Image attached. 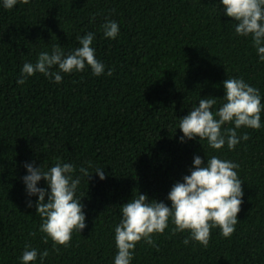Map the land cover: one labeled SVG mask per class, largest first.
I'll list each match as a JSON object with an SVG mask.
<instances>
[{
    "label": "trees",
    "instance_id": "1",
    "mask_svg": "<svg viewBox=\"0 0 264 264\" xmlns=\"http://www.w3.org/2000/svg\"><path fill=\"white\" fill-rule=\"evenodd\" d=\"M108 20L119 25L115 39L104 36ZM234 24L222 0H18L10 10L0 0V264H22L26 246L48 251L43 264H114L121 206L141 193L171 207L168 194L197 155L205 166L207 156L239 165L244 195L235 232L224 238L213 228L204 247L187 231L173 234L170 218L154 245H136L131 264H264V108L261 128L238 129L250 139L234 150H214L198 137L181 143L179 130L201 98L218 99V111L228 78L258 89L264 106V62ZM89 32L103 74L86 66L61 73L60 83L41 73L17 83L25 63L57 46L70 54ZM58 162L80 178L75 198L86 227L57 251L44 242L38 197L28 196L23 178L26 163L48 171ZM37 187L50 191L45 180Z\"/></svg>",
    "mask_w": 264,
    "mask_h": 264
},
{
    "label": "clouds",
    "instance_id": "2",
    "mask_svg": "<svg viewBox=\"0 0 264 264\" xmlns=\"http://www.w3.org/2000/svg\"><path fill=\"white\" fill-rule=\"evenodd\" d=\"M27 4L29 0H20ZM18 0H3L6 9L16 6ZM224 13L235 22V32L242 37H251L259 59L264 62V0H222ZM105 38L115 39L119 34V25L108 20L103 25ZM79 47L65 55L62 47H54L51 53L41 52L35 64L25 63L21 70V78L17 80L23 85L28 77L41 73L56 83L63 79L61 73L71 74L74 71H84L89 66L94 75L104 73L105 66L95 57L92 47L94 34L89 32L77 38ZM56 69V70H53ZM111 76L113 73H107ZM224 103L215 113L216 98H201L198 106H194L189 114L180 119L179 130L186 140H207L210 148L221 150L225 144L234 150L241 139L247 141L250 137L245 133L238 135L242 127L259 130L261 128L262 106L258 89L245 83L243 79L228 78L223 82ZM234 125V127H225ZM190 175L183 177V182H177L168 194L171 202L169 207L164 202L149 200L141 194L121 206L122 219L115 228V243L118 252L114 264H131L136 245L142 240L154 245L155 234H163L168 228L169 219L174 224L173 234L190 233V239L207 247L211 230L220 229L224 238H229L235 232L238 214L241 211L242 181L238 178L239 165L222 160L217 156H207V164L200 156H195ZM27 175L23 178L29 197L37 196L35 205L37 214L42 218L41 233L45 234L44 242L50 239L54 250L67 247L74 231L80 233L86 227L81 200L75 198L80 178H73L75 168L72 164L59 162L48 171L43 166L36 168L33 164H25ZM79 171L88 180L92 177L83 166ZM96 175L104 180V170L97 168ZM41 180L47 181L48 190L37 187ZM47 197V199H46ZM33 207L31 200L27 203ZM189 239L184 240L187 245ZM40 256L41 264L49 255L48 251L26 246L21 261L22 264H34Z\"/></svg>",
    "mask_w": 264,
    "mask_h": 264
}]
</instances>
